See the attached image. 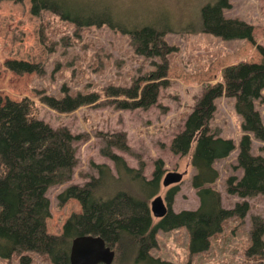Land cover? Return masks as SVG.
I'll use <instances>...</instances> for the list:
<instances>
[{"label": "trees", "instance_id": "obj_1", "mask_svg": "<svg viewBox=\"0 0 264 264\" xmlns=\"http://www.w3.org/2000/svg\"><path fill=\"white\" fill-rule=\"evenodd\" d=\"M3 1V0H0ZM22 2L23 0H7ZM231 8L229 0H216L202 8L199 32L209 33L223 40H247L256 47L261 61L229 65L222 70V83L203 87L202 95L187 116L184 129L172 140L170 149L184 156L191 147V165L195 173L191 186L199 200L196 210L173 212L170 208L177 187L168 191L166 215L154 222L149 201L157 195L163 176V162H154L150 179L142 175L143 162L138 168L129 167L115 152L130 153L125 133H103L100 154L109 158L116 176L105 164H93L97 176H91L83 185H69L58 196L59 204L76 199L81 212L71 214L62 226L60 235L47 232L46 220L50 217V187L71 180L77 164L74 142L80 139L65 127L52 128L35 117L33 105L27 98L18 101L0 96V258L16 255L19 264H33L30 254L46 256L51 264H70L69 250L73 238L80 235L100 236L107 246L115 250L117 263L121 264H170L149 254L157 247V231H170L184 227L189 235L191 255L209 249L210 238L222 230L229 218L244 219L249 204L241 202L232 209L221 205V194L211 187L219 178L214 161L224 159L236 149L234 142L210 132L209 121L215 111L214 100L225 95L235 100L234 108L241 117L242 135L237 145V165L242 169L238 179H226L228 195L240 198L264 196V156L251 154V135L264 143V124L254 102L263 100L264 46L253 39V27L238 19L223 16L224 9ZM50 12L61 21L76 28L106 25L129 35L135 52L146 58L157 57L155 70L140 87H109L106 96L114 97L116 109L146 110L157 101L159 90L167 85V56L176 47L169 45L163 36L166 30L155 26L128 28L118 23L117 17L108 11L86 13L74 7L70 0H30V13L39 16ZM4 66L20 75H42L44 68L38 63L22 60H6ZM65 89V88H63ZM66 90V89H65ZM95 93L61 97L42 94L40 102L61 114L95 104ZM129 185L126 191L121 183ZM248 258L264 257V221L256 216L251 219ZM113 264V263H112ZM191 264V263H187Z\"/></svg>", "mask_w": 264, "mask_h": 264}, {"label": "rangeland", "instance_id": "obj_2", "mask_svg": "<svg viewBox=\"0 0 264 264\" xmlns=\"http://www.w3.org/2000/svg\"><path fill=\"white\" fill-rule=\"evenodd\" d=\"M70 1L86 13L104 10L113 13L118 23L128 28L155 26L166 30L163 39L176 50L166 57L168 81L160 88L154 105L146 110L116 109L112 103L114 97L106 96V89L129 88L135 84L141 87L155 70L159 58L138 55L129 35L106 25L76 28L50 12L33 16L30 0L0 1V96L16 101L29 99L36 118L52 128L65 127L72 135L80 137L74 142L77 164L71 180L47 190L50 211L46 220L47 232L60 235L66 219L81 212L76 199L59 204L57 196L69 185H83L91 176H97L93 164L107 165L116 176L114 163L100 154L103 146L100 132L125 133L130 153L117 149L113 152L131 168L136 169L143 162L142 175L146 179L151 178L157 160L163 162L162 178L167 172L183 174L179 184L168 187L160 184L157 195L169 208L165 196L171 188L177 187L171 210L176 213L196 210L199 200L191 186V177L195 173L191 165L194 145L181 156L171 151V142L184 129L185 120L205 85L222 83V70L229 65L261 61L256 47L247 40H223L199 32L202 8L213 5L216 0ZM229 2L231 8L224 9L223 16L250 24L255 43L264 46V0ZM12 59L38 63L43 66L44 73L17 75L4 66L6 60ZM66 92L70 95L95 93L99 99L95 104L66 114L40 102L44 93L61 97ZM262 96L263 100H256L254 107L264 124V90ZM234 103L233 98L225 95L214 100L210 132L232 140L236 149L228 157L214 161L213 167L219 178L211 187L220 192L223 208L232 209L237 203L247 202L249 211L244 219L233 217L224 221L221 232L210 238L209 249L194 255L189 253V235L184 227L159 230L157 247L149 251L154 258L170 264H264V257L248 258L245 255L250 246L252 217L258 216L264 221V196L240 198L226 192V179L229 176L239 179L243 173L242 169L235 168L242 119L236 113ZM251 140V154L264 156V143L252 135ZM128 186L124 182L120 185L124 190L132 191ZM30 256L33 264H51L46 256ZM116 261L115 256L113 264H121ZM0 264H19V258L16 255L10 259L0 258Z\"/></svg>", "mask_w": 264, "mask_h": 264}, {"label": "water", "instance_id": "obj_3", "mask_svg": "<svg viewBox=\"0 0 264 264\" xmlns=\"http://www.w3.org/2000/svg\"><path fill=\"white\" fill-rule=\"evenodd\" d=\"M183 174L167 172L162 178L161 185L168 187L179 184ZM149 208L154 219L163 218L167 211V205L160 195H156L149 201ZM115 259V251L107 246L100 236L80 235L71 240L69 250L70 264H112Z\"/></svg>", "mask_w": 264, "mask_h": 264}]
</instances>
